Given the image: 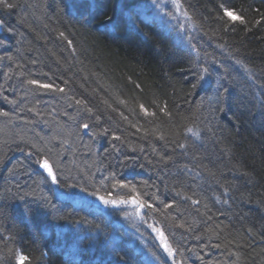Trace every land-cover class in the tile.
I'll return each mask as SVG.
<instances>
[{
    "label": "trees",
    "instance_id": "obj_1",
    "mask_svg": "<svg viewBox=\"0 0 264 264\" xmlns=\"http://www.w3.org/2000/svg\"><path fill=\"white\" fill-rule=\"evenodd\" d=\"M10 2L0 264H264V0Z\"/></svg>",
    "mask_w": 264,
    "mask_h": 264
},
{
    "label": "snow or ice",
    "instance_id": "obj_2",
    "mask_svg": "<svg viewBox=\"0 0 264 264\" xmlns=\"http://www.w3.org/2000/svg\"><path fill=\"white\" fill-rule=\"evenodd\" d=\"M154 2H155V0H154ZM14 7H15V4L10 2V0H0V9L11 10ZM221 8H222V12H223L221 19L227 18L228 21L239 22L240 24L246 23L244 16L239 15L238 13H236L232 9L223 7V5H221ZM0 27H4V21L3 20H0ZM7 31L12 32L13 30L11 28H8ZM63 35L64 34L61 33V36H63ZM68 43L71 44L72 42L69 40ZM2 44H3V41H0V45H2ZM0 59H3V57H0ZM8 59H11V57H8ZM204 71L207 72V69H204ZM28 83L33 84V85H38L40 88H44V89H53L54 88L53 84H50V83L42 84L38 80H30V81H28ZM137 87H139V85H137ZM56 90L60 91V92L64 91L63 88H57ZM224 91L227 92L228 90L224 89ZM77 103H80V102L77 101ZM140 108L145 112L146 115H151V116L155 115V112H149V110L147 108H145L143 104L140 105ZM160 110L162 112H165V114H168L166 104ZM0 115L6 116V115H8V113L0 112ZM82 127L84 129H88L89 125L87 123H84L82 125ZM188 131L192 132L193 130L190 128V129H188ZM194 135H199V133H194ZM114 138L119 139V137H114ZM180 146L183 147V145H180ZM42 167L47 171V175L50 178L51 182L53 184L59 186L61 183V179L57 174V167L58 166H55L54 163L50 162L48 158H44L43 162H42ZM117 183L120 184L119 181H117ZM120 186L124 187V188L131 187L132 191L135 192V186H130L128 184H120ZM72 187H76V185H72ZM80 191L83 192L85 195L92 196L94 199L98 200L104 206H111V207L116 208V207H119L120 205L131 203L132 205H134L138 209H143L145 206H147L149 208L153 207V205H151V204H146V202L140 198L139 193H136V195L132 196L129 200H124V199L116 200V199H113L110 194L109 195L100 194V192L98 190H93V191L89 192L87 188H81ZM197 203H198V201H197ZM166 206L170 207L171 205H166ZM154 230L160 236V239H161V242L163 244L164 249L169 253V255H174V250L168 244L167 238L164 236L163 232L158 228L154 229ZM15 264H32V259L29 255H25L23 252H19V253L15 254Z\"/></svg>",
    "mask_w": 264,
    "mask_h": 264
},
{
    "label": "water",
    "instance_id": "obj_3",
    "mask_svg": "<svg viewBox=\"0 0 264 264\" xmlns=\"http://www.w3.org/2000/svg\"><path fill=\"white\" fill-rule=\"evenodd\" d=\"M1 31H2V27H0V33H1Z\"/></svg>",
    "mask_w": 264,
    "mask_h": 264
},
{
    "label": "rangeland",
    "instance_id": "obj_4",
    "mask_svg": "<svg viewBox=\"0 0 264 264\" xmlns=\"http://www.w3.org/2000/svg\"><path fill=\"white\" fill-rule=\"evenodd\" d=\"M45 170V169H44ZM45 172L47 173V171L45 170Z\"/></svg>",
    "mask_w": 264,
    "mask_h": 264
}]
</instances>
